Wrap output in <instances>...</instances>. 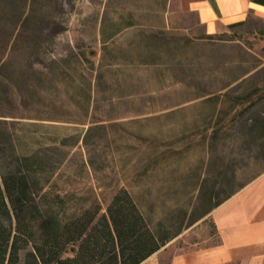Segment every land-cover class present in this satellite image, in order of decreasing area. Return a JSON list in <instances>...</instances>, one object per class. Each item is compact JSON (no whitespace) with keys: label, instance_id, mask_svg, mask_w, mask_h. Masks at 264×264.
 I'll use <instances>...</instances> for the list:
<instances>
[{"label":"rangeland","instance_id":"1","mask_svg":"<svg viewBox=\"0 0 264 264\" xmlns=\"http://www.w3.org/2000/svg\"><path fill=\"white\" fill-rule=\"evenodd\" d=\"M34 11L0 29V159L36 155L44 217L105 212L123 187L171 253L218 243L211 212L264 172V16L208 38L183 0ZM236 201L264 205V179Z\"/></svg>","mask_w":264,"mask_h":264},{"label":"trees","instance_id":"2","mask_svg":"<svg viewBox=\"0 0 264 264\" xmlns=\"http://www.w3.org/2000/svg\"><path fill=\"white\" fill-rule=\"evenodd\" d=\"M40 1L1 0L0 29L26 30ZM252 2L264 6V0ZM247 19L227 26H240ZM206 35L212 38L216 34ZM29 37L22 41L24 45L31 43ZM4 41L18 42L10 37ZM18 147L14 142L11 156L3 162L0 159V264H141L172 238H160L152 231L123 187L114 192L105 212L93 203L61 222L44 217L37 201L39 192L32 190L33 185L42 188V168L37 167L36 155L19 153Z\"/></svg>","mask_w":264,"mask_h":264},{"label":"crops","instance_id":"3","mask_svg":"<svg viewBox=\"0 0 264 264\" xmlns=\"http://www.w3.org/2000/svg\"><path fill=\"white\" fill-rule=\"evenodd\" d=\"M183 2L208 35L246 20L250 13L264 16V6L252 0ZM263 179L264 172L211 212L218 243L206 247L193 245L175 253L168 246L162 247L141 264H264V205L246 207L245 201L234 203Z\"/></svg>","mask_w":264,"mask_h":264}]
</instances>
